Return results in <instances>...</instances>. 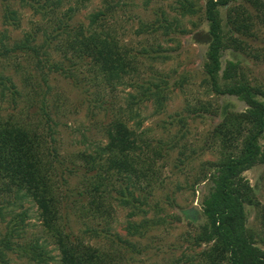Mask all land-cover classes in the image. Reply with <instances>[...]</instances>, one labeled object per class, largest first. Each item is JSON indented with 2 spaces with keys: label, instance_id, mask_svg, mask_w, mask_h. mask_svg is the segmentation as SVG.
<instances>
[{
  "label": "trees",
  "instance_id": "16d2710c",
  "mask_svg": "<svg viewBox=\"0 0 264 264\" xmlns=\"http://www.w3.org/2000/svg\"><path fill=\"white\" fill-rule=\"evenodd\" d=\"M89 1L0 0L5 24L17 27L22 8L32 9L40 18L35 30L12 41L11 46L4 41L9 38L7 31L0 32V56L15 59L17 73L26 72L17 56L21 54L35 62L30 66L38 69L45 82L52 73L73 76L83 68L85 77L92 82L112 89L119 85L132 89L115 117L104 125L105 144L78 156L82 160L77 169L83 170L82 191L72 207L62 203L58 153L44 131L26 118L5 115L0 109V264H130L126 252L137 251L139 246L131 237H143L161 224L172 223V216L166 220L163 210L150 219L146 215L152 208L154 184L161 182L165 168L160 162L177 147L178 168H187L198 150L211 151L216 159L200 163L192 186L211 183L201 200L205 221L197 230L186 231L187 251L182 252L176 264H264V235L248 226L247 213L248 205L259 207L261 201L257 187L244 175L264 164V82L249 78L240 58H224L230 52L264 61V45L257 44L264 27V0H174L170 7L174 16L162 9L155 20L142 23L137 33L143 38L139 46L119 36L118 10L127 0H101L86 21L77 20L80 6ZM186 18L192 29L182 25ZM203 28L207 34L203 86L210 89L208 94L212 91L219 97L235 96L247 107L227 111L192 154H186V145L182 148L176 139L163 149V144H154L148 138L147 130L140 131L142 113L148 103L155 114L163 112L174 87L183 86L187 79L172 82L169 74L156 68V63L172 56L157 36L163 32L168 39L179 41L174 34ZM148 35L153 39L150 45ZM33 75L22 79L24 87L30 89L29 96L40 83ZM0 85L3 95L8 89L14 98L21 94L11 74L0 72ZM95 99L103 108L104 97L97 94ZM199 103L200 107L188 109V113L219 115V107H213V103ZM178 120L187 123L184 117ZM173 122L165 124L171 126ZM184 137L183 134L181 138ZM11 198L16 203L27 198L38 206L44 239L27 236L28 211H16ZM116 206L130 209L127 236L113 231ZM139 215L144 218L141 222L131 220ZM79 219L84 228L76 233L72 223ZM179 219L177 216L175 220ZM100 220L107 222L103 228L106 233L102 234L111 239L107 246L99 243L100 229L90 225ZM51 243L59 252L58 261L49 249Z\"/></svg>",
  "mask_w": 264,
  "mask_h": 264
},
{
  "label": "rangeland",
  "instance_id": "374dc122",
  "mask_svg": "<svg viewBox=\"0 0 264 264\" xmlns=\"http://www.w3.org/2000/svg\"><path fill=\"white\" fill-rule=\"evenodd\" d=\"M101 0H91L84 6H80L76 19L87 20V15L97 6ZM205 2V0H200ZM174 0H127L126 4L118 10L120 28L119 36L122 40L131 45L139 46L143 39L137 35L142 23L155 20L162 9L167 10L171 16ZM4 5L0 2V32L7 31L8 39L4 40L7 45H13L12 41L20 39L25 33L35 30L39 26V16L33 13L30 8L20 9V22L17 27L5 24L2 19ZM196 20V18H193ZM16 24V23H15ZM182 25L192 29L189 18L182 21ZM41 26V25H40ZM162 32V31H161ZM257 40V44L264 45V27ZM174 34V33H173ZM179 41L168 39L163 32L157 36L158 42L163 48L171 51V58L165 62L156 63V68L167 73L173 82L175 79L186 77L187 82L183 86L174 87V92L168 100L165 110L159 114L154 113L151 103L144 108L142 113L143 125L140 131H146L148 138H152L154 144H163V149L174 139L183 145L186 154H192L193 149L198 148L209 135L213 128L221 121L227 111H242L247 104L235 96H216L212 91L207 93L208 86H203V62L207 50V34L205 29L192 30L185 34H174ZM149 43L153 39L148 35ZM145 38V39H146ZM145 39L143 41H145ZM19 61L26 70L25 74L21 71L16 72L17 66L15 59H5L0 56V72L13 75V80L17 83L20 93L16 98L12 95V90H6L3 95L0 85V109L5 115H14L20 119L26 118L33 126L44 131L48 143L56 149L58 159L56 160L58 170L59 190L62 193V203L77 204L81 198V172L77 170L81 166L82 160L79 155L83 152H93L95 146L104 145L106 141L104 125L113 117L120 105L125 103L127 93L132 89L119 85L112 89L108 85L97 84L86 78L85 69L76 72L73 76L65 73H52L46 82L40 76L37 68L30 65L35 64L18 54ZM226 59H241L243 66L247 67L248 76L255 79L257 83L264 82V61L259 62L253 58L234 55L226 52ZM30 66V67H29ZM34 74V75H33ZM149 72H147V75ZM26 75L40 81L36 83V91L33 96L27 95L28 90L24 87L22 79ZM87 77H91L89 74ZM26 94V95H25ZM100 94L104 97V107H99V102L95 99ZM3 95V96H2ZM211 102L213 107H219V115L200 111L198 115L188 113V109L200 107L199 101ZM106 106V107H105ZM212 110L214 108H211ZM184 117L186 125L178 119ZM173 120L172 125L165 124L166 121ZM135 126V121L131 125ZM184 138H181L182 135ZM167 143V144H166ZM179 147L173 150L161 162L162 169L161 182L157 181L154 187V197L152 199L151 211L146 218L156 217L158 212L167 215L166 220L172 216V223L161 224L155 229L146 233L143 237H131V241L139 243L137 251L128 249L127 260L130 264H176L177 258L186 252L188 246L185 241V233L188 230H197L205 221L201 213V200L210 187V182L204 181L195 187L192 186L200 168V163L207 159H216V154L211 151L200 153L193 156V162L187 168H178ZM74 171V173L72 172ZM264 164L258 165L245 171L244 175L252 185L257 187L258 197L261 201L259 207L248 205V226L257 231L259 235H264ZM196 189L194 192L193 189ZM259 188V189H258ZM69 195V196H68ZM151 195V194H150ZM65 197V198H64ZM2 199L0 198V202ZM16 211H28V233L29 237H41L44 239L46 233L39 218L38 206L31 200L24 198L17 202L11 198ZM116 213L113 221V231L121 236H127L126 227L128 225L129 208L116 206ZM79 212V208L74 209ZM186 211H189L187 213ZM187 213V214H186ZM181 219L176 221V217ZM143 216L133 217L134 222H141ZM90 223V222H89ZM73 229L79 233L80 227L84 228L82 219L72 223ZM93 228L101 231L100 245H106L111 241L102 235L106 233L103 229L107 222L104 220L90 223ZM261 245V244H260ZM49 249L59 260V252L55 245L51 243ZM20 264H26L19 261ZM52 264H56L53 262Z\"/></svg>",
  "mask_w": 264,
  "mask_h": 264
}]
</instances>
